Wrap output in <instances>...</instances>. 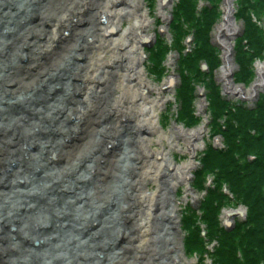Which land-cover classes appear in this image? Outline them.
<instances>
[{
	"label": "bare ground",
	"instance_id": "obj_1",
	"mask_svg": "<svg viewBox=\"0 0 264 264\" xmlns=\"http://www.w3.org/2000/svg\"><path fill=\"white\" fill-rule=\"evenodd\" d=\"M174 1H163L162 20ZM234 13L226 0L216 29L222 86L237 101L255 100L264 65L248 90L235 86L233 46L222 42L239 29ZM151 25L141 0H0V264H190L173 191L183 183L193 197L190 157L208 126L162 130L168 99L158 94L174 79L158 88L145 70ZM180 141L190 156L182 165L170 155ZM148 181L157 193L143 192ZM117 226L128 227L117 232L125 243L109 242Z\"/></svg>",
	"mask_w": 264,
	"mask_h": 264
},
{
	"label": "rangeland",
	"instance_id": "obj_2",
	"mask_svg": "<svg viewBox=\"0 0 264 264\" xmlns=\"http://www.w3.org/2000/svg\"><path fill=\"white\" fill-rule=\"evenodd\" d=\"M212 1V2H211ZM207 1V3L210 5L206 6L207 11L206 14L203 15V23H200L201 19H195L199 18L198 13L193 12L191 16L188 15L187 19L183 17L185 16V13L182 15L180 14L179 10H176V13L174 15V7L173 9H168L166 14H168L167 18L162 20L159 16L160 10H162V7L159 9L158 6V0H141L143 2L144 7H145V13L152 23L150 26L151 28L148 30V32H153L152 34H155V39L158 40V28L161 25L164 29L165 32L167 31V35L171 38L170 40L172 41V34L174 36H177L175 38V43L174 44H168V46H160L157 43L151 45L150 47L152 48L151 50L149 49L150 47H143L142 53L145 54V61L143 63L146 72L149 74L150 79L152 80V83L158 87L161 88L163 86V83L166 80H169L170 78L174 79V86L173 88L169 89L168 91H163L162 95L158 94L159 97L168 99V104L166 107L162 109L160 112L161 117L159 120L162 122L163 127L162 130L165 132H170L174 127H179L183 128L185 130H193L196 127L198 129L202 127L203 125L210 123L211 119L209 117V111H213V108L211 107L212 99L214 96L211 94L212 91L211 89L214 88V85L216 84L218 87H221V89H224L225 87L222 86L224 83L223 79L220 77V73L222 72L221 69L225 68V62H223V57H224V52L221 47H219V41H218V31L216 30L218 28V25L222 24L224 22V7H225V2L226 0H211ZM199 0H196V3H198ZM206 2V1H205ZM193 3H195V0H193ZM231 3L234 6V19L238 25V30L235 36L231 37H226L225 39H222V42H226L232 44V53L230 55V62H231V71H232V79L233 83L236 84L238 81L239 84H242L245 88L244 89H249V87L255 82V80L259 77L260 71H259V65L263 64L264 65V37L261 39V44L254 45L250 44L251 39L246 40L244 39V34L246 35V31L248 29L247 23L244 19L242 18H248L250 20H253L255 22L256 27H260L262 34L264 35V5L262 4L261 7L258 9V5H249L250 2L249 0H231ZM264 3V1H263ZM196 7V6H195ZM195 7L193 8V11H195ZM204 7V8H206ZM203 8V9H204ZM141 12V11H140ZM144 13V11H143ZM170 17V19H169ZM186 17V16H185ZM182 18V19H181ZM184 19V20H183ZM212 21V25L210 28V37L216 47V50L213 49L211 50L212 54L215 53L217 58H220V67L221 69L214 71L212 73V70L210 69L209 71L205 67V65L202 63L203 59L194 56V54L201 52L202 46H198L197 43V38L200 35H197L199 32H202L205 29V26L209 27L210 24H207V20ZM183 20V22L181 21ZM198 20L199 22H196ZM206 21V22H205ZM179 27L177 32H174L173 30L175 29V25L172 27L170 25L179 23ZM130 22L129 19L125 18L124 21H122V26L124 27V30H126L129 26ZM44 26L40 27V30H43ZM204 28V29H203ZM198 29V31H196ZM189 31H194L189 32ZM197 35V36H196ZM209 33L206 31H203L201 34L202 38L205 39V36L208 37ZM179 36H181L179 38ZM196 36V37H195ZM247 39L248 36L246 35ZM179 38V39H178ZM167 39V40H168ZM260 42V41H257ZM91 43V42H89ZM172 43V42H171ZM179 43V45H178ZM242 43V44H241ZM51 47L54 46L56 47L55 42H53ZM92 45V44H91ZM242 45V47H241ZM153 46V47H152ZM174 46V49H173ZM213 48V47H212ZM220 48V49H219ZM57 49V48H55ZM28 50V49H27ZM173 53V54H171ZM190 60V61H189ZM20 61V60H19ZM17 61V63L19 62ZM195 62L196 65V70H191L190 68L193 67V62ZM186 62V63H185ZM191 65V66H190ZM246 67V72L251 75V77L246 78L245 74H242L243 72V67ZM203 68L204 71L203 72ZM216 73V74H215ZM212 76L213 79H212ZM184 80H186L184 82ZM236 81V82H235ZM244 81L246 83L244 84ZM69 83V82H68ZM188 83L191 88H194V101L192 102V110L195 109V113L202 117V120H187L183 119L185 114L182 111V106H181V92L182 88L185 86V84ZM237 86V85H235ZM228 89V88H225ZM260 97L264 99V91L258 93ZM157 96V95H156ZM157 96V97H158ZM258 100V97H257ZM250 105H253L251 101H248ZM190 114V113H189ZM206 114V117H205ZM222 116V115H221ZM221 116H218L220 118ZM170 117V118H169ZM203 117H205L203 119ZM252 117V114H251ZM250 118V116H248ZM250 121V119H248ZM208 125V124H207ZM211 125V124H210ZM33 127V126H32ZM208 131L210 133V126L208 125ZM156 138V136H154ZM213 140V139H212ZM211 141L210 134L208 136L206 135L203 140H202V149L198 153V156L196 157H190L186 153L184 154L181 149L185 147V144L183 141L179 142L180 149H172L170 151V155L174 161H176L177 164H184L188 162V157H190V162L195 163L198 165L197 170L195 171L196 176L192 180L189 179V183L191 184V187L193 188V197L190 198L188 196V193L186 192V187H182L185 185H182L183 183H179L181 186L177 191H173V197L177 201V203H180V220H181V227L178 230V239L180 246H182V258H184V261L190 263V264H222L223 261L221 259H216V256L223 251V247L225 244V239L224 236L221 237L220 234H218L216 237H212L209 227L205 224V220L207 219V214L205 211L202 210L205 202H202L205 198L207 199L208 196L204 195V191L206 190V183H207V178L209 177V172L212 169H216L212 164V161L207 154L203 155L206 149V145ZM215 143V142H214ZM221 144V142L218 143V145ZM164 145V151H169L168 145L166 140L163 142ZM217 145V144H216ZM217 145V146H218ZM152 148L151 150H158L161 151L162 147L158 143V145L154 144L151 145ZM205 147V149H204ZM24 148V147H22ZM185 149V148H184ZM183 149V150H184ZM204 150V151H203ZM29 152H32L33 149H29ZM203 151V152H202ZM202 154V155H201ZM114 156L119 157L116 153H114ZM254 156H259L258 153H256ZM227 159L226 156L223 157H216L215 161L218 163V165L224 170L225 166V160ZM249 159L254 162L256 159L253 156H250ZM239 161V158H237ZM256 161V160H255ZM199 171H203L201 174H197ZM123 178H127L126 175L124 174L121 175ZM210 178V186H212L214 189H219L222 187L221 181L220 183H217L216 176L209 177ZM195 179V181H194ZM221 180V179H220ZM120 182H116L115 190L117 194L121 192V186H119ZM195 189H199L201 193L195 191ZM222 187V191H223ZM143 192H146L147 194H152V193H157V185L155 183H151L148 181L144 185ZM225 193L229 195L230 200L226 201V205L224 208L220 211L219 215V220L221 225H223L224 221H226L225 214L228 212H239L240 210H243L246 215L245 218L241 217H236L235 220V226L238 228H241L242 230H248L253 228L252 224L254 223V217H252L251 211L247 208V206L243 205V203H240L238 201H235L233 198L234 196L229 193V190L226 188ZM120 195V194H119ZM111 197V196H110ZM112 198V197H111ZM210 199V198H209ZM194 207L199 210L195 211ZM141 216L139 214L137 215L139 219V223L142 222L145 223L144 221L146 218L148 219L149 217L145 214V211L142 210L140 211ZM147 221V220H146ZM96 223V222H95ZM159 224V223H158ZM220 224H218L217 228L219 227L220 229H223ZM125 227V228H124ZM117 226L113 232L112 235L110 234V240H114L115 243H125L123 239L121 240L120 237L118 238L117 232L119 231L122 235L124 234V231L127 230L126 226ZM224 230V229H223ZM202 232L203 238L206 239V242L208 243L207 246V252L201 253L197 252L199 255H194V247L189 246L190 242L193 243L194 238L199 232ZM226 232V231H225ZM222 233V232H221ZM222 238V239H220ZM142 239V238H141ZM145 242V240H143ZM157 241V240H156ZM147 244V243H146ZM144 244V245H146ZM135 246L137 243H134ZM236 250H237V257H235L239 261H245V256L242 252L241 249H239V244H236ZM115 252H118L115 251ZM112 253V252H110ZM130 255H132L130 253ZM204 259V263H200L202 258ZM103 261V259H102ZM157 264V261L156 263ZM158 264H160V260H158Z\"/></svg>",
	"mask_w": 264,
	"mask_h": 264
},
{
	"label": "trees",
	"instance_id": "obj_3",
	"mask_svg": "<svg viewBox=\"0 0 264 264\" xmlns=\"http://www.w3.org/2000/svg\"><path fill=\"white\" fill-rule=\"evenodd\" d=\"M186 3L187 14L191 16L194 12L192 0H187ZM262 3L261 0L259 5ZM242 19L246 21L248 27L246 31L248 39L246 35H244V39H251L249 45L261 44V30L256 27L252 20L248 18ZM207 24H210V26H206L207 29L203 31L208 32L209 35L208 37L205 36V39L201 35L199 36L198 44L203 47V52L202 54L196 53V56L203 59V62H206L213 72L218 68L219 61L217 56L211 52L214 49L212 48L210 37V28L213 23L210 20ZM203 31L199 33L202 34ZM246 67L244 66L242 69L243 74L246 75V78H249L251 75L246 72ZM190 69L196 70L195 62H193V67ZM194 91V88H191L188 83L182 88L181 106L185 114L183 119L194 120L191 105L194 101ZM211 107L213 108L214 121H217L218 114L223 115L225 109L218 98L217 90L215 92V102H212ZM261 112L255 122L248 121L244 115L242 117L235 116V120L226 123V130H223V128L218 129L215 133L224 137L227 149L222 152L211 148L207 154L212 164L217 167V170L212 169L207 172L209 177L216 176L217 183L221 181L220 185L223 189L227 188L229 190L235 201L247 206L252 213V217H254L255 223L252 224L253 228L251 229L242 230L238 227L232 233H227L223 229L217 228L218 224L221 225L219 220L220 211L226 205V201L230 200V197L222 191V187L208 192V198L202 210L207 214L205 224L209 227L212 237L220 234L221 237L224 236L226 238L222 253L216 256V259L223 261L222 264H264V109ZM253 132H256L257 136H253ZM256 153L259 154L257 156L258 161L255 165H251L249 157L254 156ZM223 156L227 157L224 162V170L215 161L216 157ZM237 158H239V161ZM237 243L245 256V261H239L235 258L237 257ZM189 246L194 247V252L206 253L208 243L200 231L194 238L193 243L190 242Z\"/></svg>",
	"mask_w": 264,
	"mask_h": 264
},
{
	"label": "water",
	"instance_id": "obj_4",
	"mask_svg": "<svg viewBox=\"0 0 264 264\" xmlns=\"http://www.w3.org/2000/svg\"><path fill=\"white\" fill-rule=\"evenodd\" d=\"M227 226L230 227V225L227 223Z\"/></svg>",
	"mask_w": 264,
	"mask_h": 264
}]
</instances>
